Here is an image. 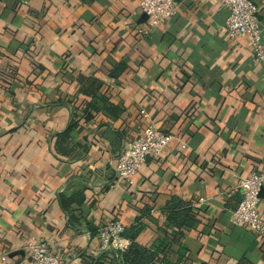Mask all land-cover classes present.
<instances>
[{"label":"crops","instance_id":"0c3cea01","mask_svg":"<svg viewBox=\"0 0 264 264\" xmlns=\"http://www.w3.org/2000/svg\"><path fill=\"white\" fill-rule=\"evenodd\" d=\"M175 1L171 19L143 32L139 0H0V252L10 264H26L33 239L61 264H120L131 239L103 249L97 228L142 216L135 241L149 247L164 237L171 200L189 203L196 220L175 242L167 228L156 264H264V239L229 220L239 177L264 168V67L251 62L247 35L227 37L217 0ZM252 1L264 44V0ZM79 73L102 82L118 117L82 118ZM72 112L62 155L56 134ZM148 120L172 138L128 186L117 156ZM65 190L82 198L71 218L58 201ZM257 208L264 220V190Z\"/></svg>","mask_w":264,"mask_h":264},{"label":"built area","instance_id":"2783aa9c","mask_svg":"<svg viewBox=\"0 0 264 264\" xmlns=\"http://www.w3.org/2000/svg\"><path fill=\"white\" fill-rule=\"evenodd\" d=\"M228 10L224 30L227 37L235 39L247 35L250 42L251 62L264 67V44L262 30L257 17V7L252 0H217ZM140 12L146 15L143 32L171 19L178 9L175 0H139ZM172 135L161 131L152 120L139 125L134 135L124 144L117 156L114 168L118 180L128 186L134 184V176L145 163L147 157H157L168 146ZM236 187L240 189V199L231 211L229 220L240 225L264 239V220L257 208L260 191L264 188V168L251 171L239 177ZM199 201L204 198L199 197ZM124 225L118 219L103 222L97 228L100 247L119 248ZM23 247L27 250L26 264H61V256L43 239L27 240ZM8 251L0 252V264H10ZM120 264H129L121 262Z\"/></svg>","mask_w":264,"mask_h":264},{"label":"trees","instance_id":"16d2710c","mask_svg":"<svg viewBox=\"0 0 264 264\" xmlns=\"http://www.w3.org/2000/svg\"><path fill=\"white\" fill-rule=\"evenodd\" d=\"M123 70L122 65L116 66L111 75H117L118 72ZM79 88L77 93L87 97V101L82 108V118L85 121L90 120L93 117V113L99 110H104L112 117H118L121 109L110 103L108 97L101 93L102 82L93 76H86L83 74H77L76 76ZM101 103V104H99ZM77 127V121L75 120V114L71 113V118L66 128L56 134L55 149L62 155H69L71 149L69 148V139L71 131ZM82 200L80 193L69 194L66 190L58 193V201L66 216L71 218L72 208L69 205L73 202H80ZM165 214V225L162 228L164 237L158 238L149 246H142L138 244L135 239L138 233L143 227L141 217L139 216L135 220L134 224L124 227L123 235L131 239V243L127 249L118 251V255L121 257L122 262L129 264H156L159 259L157 255L159 252L164 251L165 240L168 238L167 228L175 227L177 230H173V237L171 241L179 240V237L183 235V227H190L195 222L194 212L191 211L189 203L177 201H169L163 208ZM160 237V236H159Z\"/></svg>","mask_w":264,"mask_h":264},{"label":"water","instance_id":"95a60500","mask_svg":"<svg viewBox=\"0 0 264 264\" xmlns=\"http://www.w3.org/2000/svg\"><path fill=\"white\" fill-rule=\"evenodd\" d=\"M142 18H145L146 19V15L145 14H142ZM264 190V188L261 189L260 193H262Z\"/></svg>","mask_w":264,"mask_h":264}]
</instances>
